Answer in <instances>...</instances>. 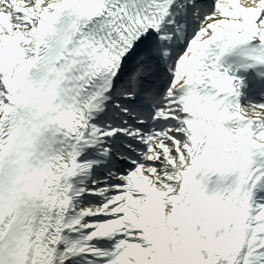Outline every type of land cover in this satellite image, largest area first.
<instances>
[{"label": "snow or ice", "instance_id": "obj_1", "mask_svg": "<svg viewBox=\"0 0 264 264\" xmlns=\"http://www.w3.org/2000/svg\"><path fill=\"white\" fill-rule=\"evenodd\" d=\"M0 264H264V0H0Z\"/></svg>", "mask_w": 264, "mask_h": 264}]
</instances>
